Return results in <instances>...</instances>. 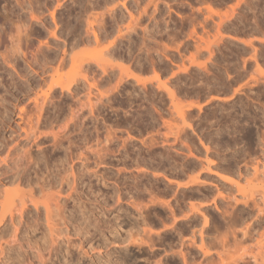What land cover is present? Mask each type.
Wrapping results in <instances>:
<instances>
[{"label": "rangeland", "instance_id": "1", "mask_svg": "<svg viewBox=\"0 0 264 264\" xmlns=\"http://www.w3.org/2000/svg\"><path fill=\"white\" fill-rule=\"evenodd\" d=\"M84 1L0 0V54L9 55L16 70L0 57V193L18 189L15 196L32 197L38 208L26 201V213L12 222L16 227L7 215L0 221V264H233L240 257L263 264L264 225L255 227L252 206L257 201L264 208V0H111L94 9ZM86 17L105 26L96 42L86 32ZM18 29L25 59L12 52ZM63 49L61 64H36L43 51L59 56ZM99 51L111 73L103 76L91 61L89 85L79 63ZM117 64L143 78L158 74L162 85L151 80L140 86L127 77L118 84ZM54 83L70 84L69 92L53 85L55 93L48 94ZM28 85L35 88L27 93ZM87 97L96 102L91 111ZM34 98L48 100L53 122L35 127L47 137L43 157L31 147L41 179L33 177L30 192L13 177L20 147L31 144L16 124L17 109L24 107L20 122L29 131ZM178 107L187 113L184 120ZM56 132L63 135L60 143L52 140ZM206 159L237 184L206 172ZM172 176L206 182L176 188L164 179ZM48 200L59 205L52 212L53 237L43 211ZM250 210L256 213L251 219L232 227V219Z\"/></svg>", "mask_w": 264, "mask_h": 264}, {"label": "bare ground", "instance_id": "2", "mask_svg": "<svg viewBox=\"0 0 264 264\" xmlns=\"http://www.w3.org/2000/svg\"><path fill=\"white\" fill-rule=\"evenodd\" d=\"M108 1H110L111 2V0H91V3H90V0H85L84 1V3H89L90 4V8H92V9H94V8H97V7H99V5H100V3H103V5H104V3H107ZM155 0H152V2H154ZM83 6H84V8L86 9V6H85V4H83ZM121 6L126 10L127 9V6H126V3L123 1L122 3H121ZM205 8L208 10V11H210V12H212V13H214L215 11L214 10H212L209 6H205ZM85 9H83V10H85ZM200 9V8H199ZM202 10V9H201ZM145 11V9H143V12ZM214 11V12H213ZM128 14L130 15V17H132V14H131V12H128ZM179 15V14H178ZM216 15H220V14H217L216 13ZM112 17H115V14H114V12H113V14L111 15ZM95 20H96V18H94ZM95 20H89V17H86L85 18V21H86V23H85V25H86V32L89 34V35H91L93 38V40L96 42V41H98L99 40V36L101 35V31H103L104 29H105V26L104 25H102V24H97V25H94V23L96 22ZM118 20H121V18H119ZM95 21V22H94ZM17 38H16V42L15 43H13L12 44V52H15L16 54H21L22 56H23V58L25 59V54L22 52V50H21V47H20V44H19V41H20V39H21V31L18 29L17 30ZM57 34H56V31H52L51 32V36L53 37V38H57V36H56ZM9 37H11L10 35H9ZM241 38V37H240ZM11 39V43L13 42V38L11 37L10 38ZM88 39H90V37H87V39L86 40H88ZM237 39V38H236ZM85 39H83V38H80V42H83ZM239 40V39H238ZM241 41V40H240ZM57 44V43H56ZM112 48V47H111ZM109 48L107 47V49H106V51H109L110 52V50H108ZM44 52V54L43 53H41V56L42 57H40V59L39 60H37V63L36 64H39V67H41V69L42 68H44L46 65H49V64H52V63H54V62H59V64H61V62H63V60H64V58L66 57V49H63V50H61V54H59V56H58V54H56V53H48L47 51H46V53H45V51H43ZM60 53V52H59ZM99 53H100V55H99ZM111 53V52H110ZM43 54V55H42ZM109 54V53H108ZM99 55V56H98ZM102 54H101V52L99 51L97 54H96V56H88V57H84L81 61H80V63H79V67L81 68V71L82 72H84V74H83V76H82V78H81V80H83L84 82H86L87 84H89L88 83V80H87V75H88V73H91L92 71H91V66H90V63H91V61L92 62H94V64L96 65V67L101 71V73H102V75L104 76V75H106V76H109L110 75V73H111V71H108V68H107V64L105 63L106 61L105 60H103V58H102V56H101ZM0 57H1V59L3 60V62H5L7 65H9L10 66V68L11 69H13V71H16L15 70V68H14V65H12V64H10V57H9V55H7V54H0ZM30 63H32V66L34 65L33 64V61L32 62H30ZM30 63H29V65H28V68H31L32 66L30 65ZM28 64V63H27ZM193 64V63H192ZM112 65H110V67H111ZM113 67H118L117 69H118V71H119V76H118V81H117V83L119 84L120 83V81H122V80H124V78L126 79V77L127 78H129V79H132V80H134L135 81V83L136 84H140V86H144V85H146V83L148 82V83H150V81L151 80H156L155 82H156V84L158 85V87L160 88V85H162V83L159 81L160 79H159V75L158 74H156L153 78H143V77H141V75L139 76V74L138 75H136V73L134 74V72H132L131 70H129V68L127 67V66H124V65H122V64H117V65H113ZM45 70V72H46V69H44ZM24 71H27V69H25L24 68ZM32 71H34V70H32ZM131 71V72H130ZM35 73H36V71H34ZM44 71H43V73H45ZM20 73V72H19ZM27 73V72H26ZM26 73H24V74H26ZM37 74V73H36ZM23 75V74H22ZM27 75V74H26ZM143 76V75H142ZM21 77V76H20ZM25 78V77H24ZM105 78V77H104ZM152 82V81H151ZM33 83V82H32ZM154 83V82H153ZM24 84V83H23ZM25 84H26V82H25ZM36 84V83H35ZM38 84V83H37ZM55 85H57L58 87H59V89H60V93H64V91H67V92H69V90H70V84H65V85H63L62 83H54V84H52V85H50L49 86V93L48 94H50V92H51V94L53 93H55V90H54V86ZM90 85V84H89ZM118 86V85H117ZM139 86V87H140ZM28 87H31V86H27L26 88H27V90H26V88H25V86H24V90L23 91H29V90H31L32 88H28ZM157 87V88H158ZM35 88V87H34ZM33 90V89H32ZM168 91V90H167ZM28 93V92H27ZM132 94V93H131ZM168 94H169V96L168 97H170L171 98V100H173V104H176L175 102H174V96H173V94H172V92L171 91H168ZM167 94V95H168ZM47 96V95H46ZM100 99L103 97V94H100ZM44 97H45V95H44ZM215 97V96H214ZM220 96H217V98H219ZM221 98V97H220ZM45 99V98H44ZM44 99L42 100V102L40 101V102H38V100L36 99V98H34L33 99V105H34V110L35 111H33V113L32 114H30V116H29V120H28V122H29V124L31 125V126H29V128H30V130L28 131V130H25V129H23L24 127H22V121H24V119H25V117H24V113H25V109H24V107L21 105L20 107H18V109H17V113H16V117L18 118V122L16 123V124H18L17 126H19V128L20 129H22V132H23V137H24V139L25 140H31V144H29V145H27L28 147H25V146H23L24 148H22V146L20 147L21 149H20V152H19V149H18V152H19V154H18V156H17V159H18V161H19V165H16V167L18 166V167H20V170H18V172L16 173V176L15 177H13L14 179H16L17 180V182L16 183H22L23 185L24 184H26L27 186H29L30 187V184H32L31 185V187L33 186V177L34 176H37L39 173H41V172H39V170H41V168L39 169V167L40 166H38V160H39V158H38V156L37 155H32V152H31V147L32 146H35V148H37L38 149V152L41 154V157H43L42 156V154L44 153L43 152V147L41 146V144H42V141L47 137L46 136V134L45 133H43V131H41V132H38L37 133V131L39 130V129H37L36 130V128L38 127V128H40V126L42 125V124H44L45 125V123H47L48 125H50V124H52V122H53V120H51V118L48 116L49 114H47L46 113V104H47V101L48 100H45L44 101ZM176 99V98H175ZM211 99V98H210ZM216 99V98H215ZM223 99V98H222ZM109 100V99H108ZM229 100V99H228ZM52 101V100H51ZM50 101V102H51ZM176 102H177V100H175ZM222 101H224V100H222ZM170 103H171V101H169ZM220 102V101H219ZM227 102V101H226ZM53 103V102H52ZM96 103V102H95ZM95 103H92V100H91V98L90 97H87V103H85L86 105H88V107H89V109H90V111L92 110V108L95 106ZM171 103V104H172ZM172 104V105H173ZM18 105V104H17ZM177 105V104H176ZM190 106H191V104H189ZM175 105H173V107H174ZM194 106V105H193ZM192 107V106H191ZM174 108H176V107H174ZM179 108V107H178ZM188 108H189V106H188ZM180 110H177V113H179L178 115L182 118V117H184V115L183 114H187V113H185V112H183L182 113V109L181 108H179ZM48 112V111H47ZM72 116L74 115V114H77V112H73L72 111V109H71V111L69 112ZM189 114V113H188ZM26 116V115H25ZM7 117H10V116H7ZM185 118V117H184ZM183 119V118H182ZM184 120V119H183ZM21 121V122H20ZM34 121V123L32 124V122ZM228 121V120H227ZM232 123V122H231ZM233 123H235V122H233ZM67 124V123H66ZM232 125V124H231ZM64 126H66L65 124H64ZM234 125H232V127H233ZM36 127V128H35ZM65 128V127H64ZM190 129H191V127H190ZM199 129V128H198ZM232 129H234L235 130V128H232ZM35 130H36V132H35ZM180 131H182V130H180ZM249 131V130H248ZM174 132V131H173ZM187 132V131H186ZM191 132H193V131H191ZM232 132V131H231ZM245 132V131H244ZM60 133L61 132H56V133H53L52 134V140L54 141V142H59V138H62L63 137V135H60ZM180 133V132H179ZM251 133V132H250ZM243 134V133H242ZM247 134V133H246ZM174 135V134H173ZM177 135V134H176ZM179 135V134H178ZM248 135V134H247ZM246 135V136H247ZM254 135V134H253ZM254 137V136H253ZM175 138H176V136H175ZM198 138V137H197ZM200 138V137H199ZM198 138V139H199ZM248 138V137H247ZM212 139V138H211ZM220 140V139H219ZM249 140H251V139H249ZM204 141V140H203ZM203 141H201V138H200V140H199V143L201 144V146H203V149L205 150V152L206 151H208V150H210V148H209V146L207 147V145L205 144H203L202 142ZM209 141V140H208ZM217 141V140H216ZM28 142V141H27ZM220 142V141H219ZM30 143V142H29ZM60 143V142H59ZM205 143V142H204ZM28 144V143H27ZM194 147V146H193ZM195 149V148H194ZM165 150V149H164ZM196 152L198 151L199 152V149L197 150H195ZM11 152V151H10ZM10 152H7V153H10ZM43 152V153H42ZM169 152V151H168ZM197 152V153H198ZM250 152V151H249ZM248 152V153H249ZM161 153V152H160ZM200 153H202V152H200ZM218 153V152H217ZM243 153H246V150H245V152H243ZM36 154V153H35ZM39 154V155H40ZM125 154V153H124ZM163 154H165L166 155V153L164 152ZM240 154H242V153H240ZM9 155V154H8ZM157 155V154H156ZM160 155V154H159ZM158 155V156H159ZM162 155V154H161ZM204 155H205V153H204ZM244 155H246V154H244ZM37 156V157H36ZM138 156V155H137ZM171 156V155H170ZM197 156V155H196ZM249 156V155H248ZM6 157H7V154H6ZM40 157V158H41ZM140 157V156H139ZM239 157H241V156H239ZM5 158V157H4ZM142 158V157H141ZM144 158V157H143ZM165 158V157H164ZM173 158V157H172ZM133 159V158H132ZM168 159V158H167ZM166 159V160H167ZM221 159V158H220ZM241 159H244V158H241ZM40 160H42V159H40ZM103 160V159H102ZM137 160V159H136ZM139 160V159H138ZM141 160V159H140ZM159 160H162V162H163V160L164 159H159ZM237 160V159H236ZM238 160H240V159H238ZM237 160V161H238ZM206 161H207V163H208V166L206 167V169H207V171L206 172H209V173H214V175H218L221 179H223V180H226L228 183H230V181H231V184H237L236 183V181L234 182L233 181V179L232 178H229V177H223V176H220L221 174L219 173V174H217L218 172H216L215 170H212L213 168L211 167V169H210V166H209V164L211 163V164H214V161H213V159H211V160H207L206 159ZM205 161V162H206ZM229 161V160H228ZM232 161V160H231ZM1 162H3L4 164H5V159H3V158H0V163ZM40 162V161H39ZM134 162V161H133ZM141 162V161H140ZM142 162H143V160H142ZM167 162V161H166ZM169 162H170V160H169ZM216 162V161H215ZM235 162V161H234ZM2 163V164H3ZM146 163V162H145ZM149 163V162H148ZM159 163H161L160 161H159ZM199 163H202V162H199ZM230 163V162H229ZM163 164L164 163H162V167H164L163 166ZM170 164V163H169ZM203 164V163H202ZM234 164V163H233ZM237 164V163H236ZM235 164V165H236ZM171 165V164H170ZM195 165V164H194ZM197 165V164H196ZM228 165H230V164H228ZM232 165V164H231ZM230 165V166H231ZM147 166V165H146ZM149 166H151V165H149ZM161 166V165H160ZM198 166V165H197ZM199 166H201V165H199ZM206 166V165H205ZM234 166V165H233ZM169 167H171V166H169ZM177 167V166H176ZM186 167V166H185ZM184 167V168H185ZM195 167V166H194ZM216 167V166H215ZM71 168V167H70ZM150 168V167H149ZM151 168H152V166H151ZM155 168H157V167H155ZM168 168V167H167ZM225 168H227V167H225ZM229 168H231V167H229L228 166V169ZM235 168H236V170H237V168H238V166L236 165L235 166ZM147 169V168H146ZM163 169H165V167L163 168ZM177 169H178V167H177ZM181 169V168H180ZM186 169V168H185ZM191 169V168H190ZM194 169V168H193ZM205 169V170H206ZM142 170V169H141ZM151 170V169H150ZM167 170V169H166ZM173 172H174V169H171ZM171 170H169V171H171ZM182 170V169H181ZM180 170V171H181ZM188 170V169H187ZM246 170V169H245ZM255 170H256V167H255ZM171 171V172H172ZM180 171L178 172V173H180ZM191 171V170H190ZM189 171V172H190ZM199 171V170H198ZM231 171V170H230ZM142 172V171H141ZM176 172V171H175ZM189 172L187 173V172H185L184 174H185V176H186V173L187 174H189ZM197 172V171H196ZM200 172V171H199ZM169 173V172H168ZM177 173V174H178ZM192 173V172H191ZM216 173V174H215ZM239 173V172H238ZM245 173H247V172H245ZM170 174V173H169ZM171 174H173V173H171ZM176 174V173H175ZM184 174H182V176L184 175ZM41 175V174H40ZM181 175V174H180ZM179 174H178V176H180ZM164 176V175H163ZM231 177V176H230ZM36 178V177H35ZM39 175H38V178H36V179H38L39 180ZM172 178H173V176H172ZM171 177L170 178H164V179H166V181H168V184H169V182L170 183H173L174 182V184H176V188L177 187H187V186H191V184H196V183H198L199 185H200V183H202L201 185H203L205 182L201 179V180H199V178L197 177V176H195V177H190V179L189 180H187V181H185L184 179H183V181H185V182H180V181H178L179 180V177H178V180H176L175 178H173L172 179ZM41 179V178H40ZM42 179H44V178H42ZM181 179H182V177H181ZM180 179V180H181ZM13 180V179H12ZM11 180V181H12ZM201 181V182H199V181ZM15 182V180H13V183ZM35 182H37L38 183V181L37 180H35ZM34 182V183H35ZM39 182H41L42 184H44L45 182H46V180L44 181V183L40 180ZM204 182V183H203ZM36 183V184H37ZM46 184H48L47 182H46ZM197 184V186H199ZM3 185V184H2ZM17 185H19V184H17ZM39 185V184H38ZM41 185V184H40ZM39 185V187L40 188H43L44 187V185H43V187H41ZM25 186V185H24ZM173 186V185H172ZM171 186V187H172ZM190 186L188 187V188H190ZM31 187H30V189H29V191L31 192L32 190H33V188L31 189ZM4 188V187H3ZM3 188H2V190H3ZM172 189V188H171ZM170 189V190H171ZM16 190H18V189H16ZM16 190L14 191V189L13 190H11V191H13L12 193V197L13 198H11L10 196H11V194H10V192H8L9 190H7V188L6 189H4L3 191L4 192H2L3 194L4 193H6L7 195L8 194H10L9 196H4V195H2L1 193V195H2V197H0V200L2 201V202H0V221H2L4 218L6 219V215H7V217L9 218L8 220L9 221H11V224L9 223V222H7L8 220H6V222L8 223V225L10 224L11 226H13L15 223H16V221L17 220H21L20 218L22 217V214L26 211V208H27V206H26V201H28L29 200V203H31L32 204V202H33V204L32 205H34V207H35V209H38L37 208V205H36V203L33 201V199H32V197L30 198V199H24V198H26V197H24V196H22L23 197V199H22V197L20 196V194H18L17 193V195H19L20 196V200L17 198V197H19V196H15V194H16ZM174 190V189H173ZM201 190V189H200ZM7 191V192H6ZM19 191V190H18ZM28 191V193H29V195L31 196L32 194L30 193ZM199 191V190H198ZM174 192H176V191H174ZM173 193V192H172ZM22 194V193H21ZM198 194V193H197ZM0 195V196H1ZM28 195V196H29ZM200 196H201V194H199ZM202 196H205V194H203ZM223 198H225V196L222 194L221 195ZM3 197H5V198H3ZM14 197H16V203H17V201H19L18 202V205H16V203H15V205L17 206H15L14 204H13V200L15 199ZM261 197H262V200H263V202H264V191H263V194L261 195ZM196 199V198H195ZM244 201H241V199L240 200H238V203H242V205L244 204L245 206L246 205H248V201L246 200V199H243ZM234 202H237V199L236 200H234ZM161 203V202H160ZM165 203V202H164ZM14 205V207H12L11 205ZM162 205H164L163 203H161ZM166 204V203H165ZM193 204V203H192ZM243 205V206H244ZM165 206V205H164ZM167 206V205H166ZM170 206V205H169ZM188 206V205H187ZM244 206V207H245ZM249 206V205H248ZM11 207H12V209H11ZM252 207H255L256 209H257V214L256 213H253L251 210H250V212L249 211H247V212H249V213H247V212H244V213H246L245 214V216H243V214H240V216L238 217L237 215L238 214H236V212H235V214H233V215H236L237 217H238V219L236 218V219H232V222H230V221H226L225 223H226V225L228 226V224H227V222H230V223H232L231 225H232V227L233 226H235L236 224H237V222H238V220H239V224H241L243 221H245V220H247L246 219V216L248 217V220H249V218L251 219L252 217H249V215H250V213L252 212L253 214H256L255 216H253L254 218H253V222L255 223L254 225H256L255 227H258L259 225H264V208L262 209L260 206H259V204H258V202L257 201H254L253 202V206ZM58 208H59V205H58V203H55V202H52V203H50V200H48V201H46V202H44V207H43V211L45 212L44 213V215L46 216V218H45V223L47 224L46 225V228H47V232H49V234H51L52 233V231L54 230L53 229V227H52V224H51V219L53 218V214H52V212L54 213V211L55 210H58ZM171 208V207H170ZM188 208H190V210H191V207H188ZM193 208V207H192ZM34 209V210H35ZM15 210V211H14ZM171 210V212H172V210L173 209H170ZM242 210H243V208H242ZM244 210H246L245 208H244ZM243 210V211H244ZM36 211V210H35ZM227 211V210H226ZM240 211V210H239ZM242 211V212H243ZM14 212L16 213H18L19 214V216L17 215V213H16V215H17V217H15L14 216ZM56 212V211H55ZM225 212V211H224ZM241 212V211H240ZM241 212V213H242ZM26 213V212H25ZM226 213V212H225ZM229 213V212H228ZM227 213V214H228ZM231 213V212H230ZM251 213V214H252ZM184 215H186V214H184ZM55 216V215H54ZM230 216H231V214H230ZM20 217V218H19ZM184 217V216H183ZM203 224L204 225H206V224H208V222H209V218H208V216L206 215V214H204L203 216ZM14 218H15V220H14ZM17 218V219H16ZM19 218V219H18ZM182 218V217H181ZM185 218H186V216H185ZM245 218V220H243ZM180 219V218H179ZM5 222V221H4ZM6 222H5V224H6ZM12 222H15L14 224L12 223ZM241 222V223H240ZM18 223V222H17ZM16 223V224H17ZM230 223H229V225H230ZM234 223H235V225H234ZM2 224V223H1ZM13 224V225H12ZM15 224V225H16ZM253 224V223H252ZM251 224V225H252ZM4 225V224H3ZM9 225V226H10ZM14 225V226H15ZM231 225H230V227H231ZM238 225V224H237ZM2 226V225H1ZM0 226V230H3L4 228H5V225H4V228H2ZM13 226V227H14ZM253 226V225H252ZM16 227V226H15ZM259 227H264V226H259ZM2 228V229H1ZM2 233V232H1ZM0 233V234H1ZM247 234V230H244V232H243V235H246ZM13 236H15V234H13ZM202 236V235H201ZM50 237H53V235L51 234V236ZM223 239V242H224V240H225V235H224V237H222ZM201 239H202V237H201ZM50 240V239H49ZM52 240V239H51ZM203 241L201 240V243H202ZM202 244H200L199 246L200 247H202L201 246ZM1 246V245H0ZM7 246V245H6ZM6 246H3V247H5L6 248ZM198 246V247H199ZM199 247V249H202V248H200ZM2 248V247H1ZM1 248H0V250H1ZM264 250V249H263ZM2 252V251H1ZM0 252V253H1ZM263 252V254H264V251H262ZM204 253V252H203ZM209 252H207V251H205V254H208ZM262 254V256H261V258L262 257H264V255ZM255 259V258H254ZM262 261L264 262V258H262ZM233 262V264H248V263H250L249 262V260H247V259H245L244 257H240V258H238V259H236V260H233L232 261ZM262 262V263H263ZM227 263V262H226ZM226 263H224V264H226ZM228 264V263H227ZM230 264V263H229ZM264 264V263H263Z\"/></svg>", "mask_w": 264, "mask_h": 264}]
</instances>
